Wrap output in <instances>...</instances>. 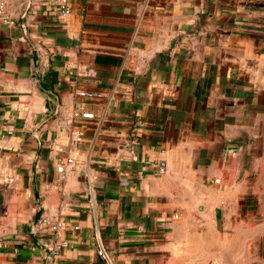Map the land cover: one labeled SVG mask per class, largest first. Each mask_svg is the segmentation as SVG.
I'll return each mask as SVG.
<instances>
[{"label":"crops","instance_id":"1","mask_svg":"<svg viewBox=\"0 0 264 264\" xmlns=\"http://www.w3.org/2000/svg\"><path fill=\"white\" fill-rule=\"evenodd\" d=\"M1 2L0 264H264V0Z\"/></svg>","mask_w":264,"mask_h":264},{"label":"built area","instance_id":"2","mask_svg":"<svg viewBox=\"0 0 264 264\" xmlns=\"http://www.w3.org/2000/svg\"><path fill=\"white\" fill-rule=\"evenodd\" d=\"M59 9L61 17H68L72 12L71 0H59ZM0 24L10 28L16 27L18 25V21L9 14L7 6L4 2L0 3ZM81 95L88 96L91 94L87 92H81ZM73 115L74 117L81 116L84 118L94 117L93 113L84 112L82 105H78V107H76ZM76 155L77 153L66 156L61 160L59 166L57 167V171L63 174L64 177L72 169ZM165 171L166 170L164 166H159L160 173H164ZM215 181L218 182L219 180ZM65 227L66 224L63 221L47 216H39L31 224V232L37 237L39 246L43 251V264H59V259L62 255V252L70 247L71 242L64 235ZM79 228V226H75V229ZM98 254L102 259L105 260L106 264H114L101 239Z\"/></svg>","mask_w":264,"mask_h":264},{"label":"trees","instance_id":"3","mask_svg":"<svg viewBox=\"0 0 264 264\" xmlns=\"http://www.w3.org/2000/svg\"><path fill=\"white\" fill-rule=\"evenodd\" d=\"M48 75H51L52 76L51 80L53 81V84H55L57 82L58 73L56 71H54V70H50L48 72ZM42 81H43V79H42Z\"/></svg>","mask_w":264,"mask_h":264}]
</instances>
